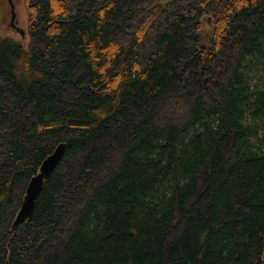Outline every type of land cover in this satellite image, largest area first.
Wrapping results in <instances>:
<instances>
[{
	"label": "trees",
	"instance_id": "1",
	"mask_svg": "<svg viewBox=\"0 0 264 264\" xmlns=\"http://www.w3.org/2000/svg\"><path fill=\"white\" fill-rule=\"evenodd\" d=\"M23 4L27 41L0 39V264H264V0Z\"/></svg>",
	"mask_w": 264,
	"mask_h": 264
},
{
	"label": "water",
	"instance_id": "2",
	"mask_svg": "<svg viewBox=\"0 0 264 264\" xmlns=\"http://www.w3.org/2000/svg\"><path fill=\"white\" fill-rule=\"evenodd\" d=\"M8 1L10 3V8H11L10 24L12 26H16L14 24V18H15V13L13 11L14 8H13L11 0H8ZM63 152H64V144L60 143L56 146L54 151L43 160V162L41 163L39 172L29 180L21 206L15 217L14 223L21 222L25 218L30 216L32 209H33L35 199L41 190L43 179L46 178L50 174V172L54 169L56 164L62 158Z\"/></svg>",
	"mask_w": 264,
	"mask_h": 264
},
{
	"label": "rangeland",
	"instance_id": "3",
	"mask_svg": "<svg viewBox=\"0 0 264 264\" xmlns=\"http://www.w3.org/2000/svg\"><path fill=\"white\" fill-rule=\"evenodd\" d=\"M11 2L14 8V24L16 26L10 24L11 9L9 1L0 0V39L10 37L16 42L25 43L28 39V33L26 32V10L23 0H11Z\"/></svg>",
	"mask_w": 264,
	"mask_h": 264
}]
</instances>
